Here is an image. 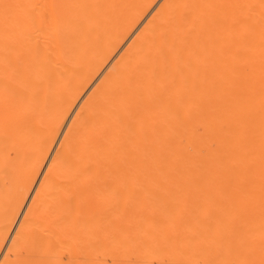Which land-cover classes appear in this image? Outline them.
Masks as SVG:
<instances>
[{
	"label": "bare ground",
	"instance_id": "obj_1",
	"mask_svg": "<svg viewBox=\"0 0 264 264\" xmlns=\"http://www.w3.org/2000/svg\"><path fill=\"white\" fill-rule=\"evenodd\" d=\"M153 2L0 0V264L5 259L13 264L15 259L16 250L8 258L3 245L9 243L11 247V244L5 237L15 238V233L20 232L23 247L30 242L37 223L47 230L48 238L66 245L73 253L82 247H103L113 242V228L120 221L109 222L97 211L103 204L105 182L130 180L138 171L137 165L151 160L164 141V137L157 138L146 126L136 141L139 146L136 149L126 142L111 116L141 78L137 69L143 67L147 45L153 39L151 30L144 31L152 17L145 20L144 14L147 5ZM68 3L89 5L75 10L86 18L82 29H74L65 22L68 10L54 7ZM27 4L45 7L35 17L36 30L31 27L16 30L13 64L8 67L3 62V5ZM25 12L24 8L12 7L8 16L15 22ZM177 14L176 9H165L156 23L165 24ZM261 60L257 33L247 60L234 71L217 63L214 69L208 70L209 78L217 82V87L206 94H187L185 106L190 126L207 130L214 117L230 123L239 143L254 152L255 212L250 228L257 257L261 226ZM5 79L12 81L14 94L4 91ZM73 121H76L75 127ZM53 129L62 131L68 140L65 143L64 136L57 137L64 145L62 160L57 162L46 182L48 167L43 165L52 166L48 157L55 159L53 146L61 150L60 144L50 143ZM69 129H72L70 135ZM216 129L219 130L218 125ZM165 135L179 142L184 132L173 123L165 129ZM225 139L229 145L234 143L232 137ZM184 142L187 146L188 141ZM37 160H41L39 169ZM66 161H78L79 166L69 168Z\"/></svg>",
	"mask_w": 264,
	"mask_h": 264
},
{
	"label": "snow or ice",
	"instance_id": "obj_2",
	"mask_svg": "<svg viewBox=\"0 0 264 264\" xmlns=\"http://www.w3.org/2000/svg\"><path fill=\"white\" fill-rule=\"evenodd\" d=\"M12 7L26 9L25 15L15 22L8 16ZM43 7L3 5L6 66L13 64L16 30H36L35 17ZM54 7L68 10L65 22L70 27H84L86 18L75 10L89 5L68 3ZM170 8L178 10V14L165 24H157L165 9ZM149 16L152 20L144 31L151 30L153 39L147 45L143 67L137 69L141 78L111 116L126 142L136 149V141L146 126L164 141L151 160L137 165L138 171L130 180L105 182L103 204L97 211L109 222L120 221L113 228V242L103 247H82L73 253L66 245L48 238L47 230L37 223L30 242L23 247L20 232L15 233V238L5 237L11 244L3 245L9 259L16 250L13 264H264V0L175 4L154 0L147 5L144 19ZM257 33L262 53L258 257L250 228L255 212L254 152L239 143L230 123L214 117L213 124L201 130L190 126L185 115L187 94H206L217 87L208 70L223 63L234 71L253 51ZM3 89L14 94L9 79H5ZM173 123L184 132L179 142L165 135V129ZM75 124L73 121V127ZM58 136H64L65 143L68 140L62 131L52 130L50 143L60 144L61 150L53 146L55 159L48 157L52 166L43 165L48 167L46 182L62 160L64 145ZM225 137H232L234 143L229 145ZM65 163L69 168L79 166L78 161ZM40 167L41 160H37L36 168ZM3 264H8V259Z\"/></svg>",
	"mask_w": 264,
	"mask_h": 264
}]
</instances>
